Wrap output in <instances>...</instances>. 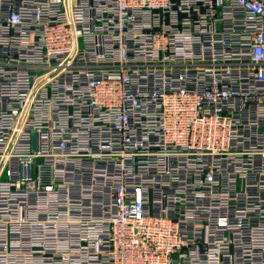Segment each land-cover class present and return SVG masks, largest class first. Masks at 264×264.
I'll list each match as a JSON object with an SVG mask.
<instances>
[{"label": "built area", "instance_id": "2783aa9c", "mask_svg": "<svg viewBox=\"0 0 264 264\" xmlns=\"http://www.w3.org/2000/svg\"><path fill=\"white\" fill-rule=\"evenodd\" d=\"M0 264H264V0H0Z\"/></svg>", "mask_w": 264, "mask_h": 264}]
</instances>
